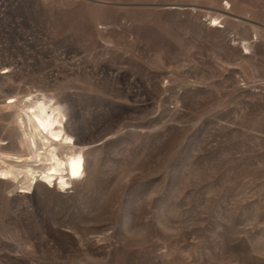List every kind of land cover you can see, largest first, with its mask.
Instances as JSON below:
<instances>
[{"label":"rangeland","instance_id":"rangeland-1","mask_svg":"<svg viewBox=\"0 0 264 264\" xmlns=\"http://www.w3.org/2000/svg\"><path fill=\"white\" fill-rule=\"evenodd\" d=\"M37 90L85 171L0 180V264H264V0H0V101Z\"/></svg>","mask_w":264,"mask_h":264},{"label":"bare ground","instance_id":"bare-ground-1","mask_svg":"<svg viewBox=\"0 0 264 264\" xmlns=\"http://www.w3.org/2000/svg\"><path fill=\"white\" fill-rule=\"evenodd\" d=\"M37 92H6L0 101L1 118L12 123L10 141L0 144V180L10 177L26 190L36 182L60 192L85 171L84 145L68 131L64 105L53 95Z\"/></svg>","mask_w":264,"mask_h":264}]
</instances>
